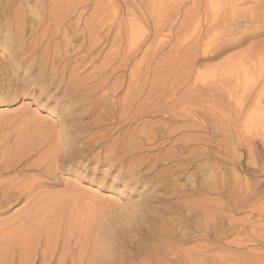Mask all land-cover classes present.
<instances>
[{
	"label": "rangeland",
	"instance_id": "374dc122",
	"mask_svg": "<svg viewBox=\"0 0 264 264\" xmlns=\"http://www.w3.org/2000/svg\"><path fill=\"white\" fill-rule=\"evenodd\" d=\"M209 1L0 0V182L32 186L0 229L60 206L30 264H264V0Z\"/></svg>",
	"mask_w": 264,
	"mask_h": 264
},
{
	"label": "bare ground",
	"instance_id": "6f19581e",
	"mask_svg": "<svg viewBox=\"0 0 264 264\" xmlns=\"http://www.w3.org/2000/svg\"><path fill=\"white\" fill-rule=\"evenodd\" d=\"M228 1H230V0H228ZM231 1H233L231 4L232 5H234L235 6V3H234V0H231ZM245 1V0H244ZM250 1V0H249ZM255 1V3H258L259 2V0L256 2V0H254ZM103 2H105V0H103ZM102 2V4H104L105 6H108L109 8H110V5H111V3H110V5H107V3L105 4V3H103ZM107 2V1H106ZM215 2V1H214ZM225 2V1H224ZM226 2H227V0H226ZM238 2V1H237ZM239 2H241V1H239ZM261 2V1H260ZM264 2V1H263ZM77 2H76V0H54V6H55V8H57L58 9V7H60V6H62V5H65V6H67L68 7V9L66 10V12H65V14L66 15H71L73 12H74V6H75V4H76ZM154 3V1L152 2V5H154L153 4ZM208 3V2H207ZM209 3L210 4H208L207 6H208V8L210 7V10H211V13H213L214 14V18H213V22L211 23L212 24V27H214V28H217V29H222V28H224L225 27V24H226V19H225V17L224 16H226V15H224V13L225 12H223L222 11V8L219 6H215V4L213 5V1L212 0H210L209 1ZM150 4V3H149ZM228 4V3H227ZM226 4V5H227ZM262 4V3H261ZM98 5V4H97ZM96 5V7L95 8H97V7H99V5L97 6ZM104 5H101V6H104ZM255 5V4H254ZM258 5V7H259V4H257ZM70 6H72V7H70ZM148 6V5H147ZM150 6H151V4H150ZM231 5H229L228 7H230ZM236 6H237V4H236ZM224 7V6H223ZM264 7V6H263ZM62 8V7H61ZM109 8H108V10H109ZM152 8H154L153 6H152ZM227 8V7H226ZM231 8H234L233 6H231ZM254 8H255V6H254ZM260 8V7H259ZM258 8V9H259ZM149 9V8H148ZM225 9V8H224ZM263 8H261V10H262ZM108 10H106L107 12H108ZM151 10V9H150ZM209 10V11H210ZM233 10V9H232ZM235 10V9H234ZM257 10V9H256ZM147 11V10H146ZM253 11H254V9H253ZM259 11V10H258ZM93 17L92 18H94V21H96L97 22V25L99 26V27H97V26H92L91 25V23L89 24H87V27H85L86 29H87V38H88V50H90V52L89 53H91V52H93V51H95V50H97L101 45H99L98 44V46H97V39H96V37L97 36H99V35H101L104 31H105V33H106V35H104L103 34V37H101V38H103L105 41L108 39V33H109V31L111 30H108L109 28H111V27H103V29H101L102 28V26L107 22V18H106V16H108L109 14L107 13V15H106V12H105V9L103 10V7H102V9L100 8V10L97 8V9H95V11L93 10ZM229 12V11H228ZM151 13V12H150ZM227 13V12H226ZM240 13V12H239ZM253 13H255V12H253ZM257 13V12H256ZM256 13L255 14H253V15H255L256 16ZM231 14V13H230ZM61 15H63V14H61ZM106 15V16H105ZM239 15V14H238ZM228 16V15H227ZM249 16V15H248ZM110 17V16H109ZM229 17V16H228ZM251 17V16H250ZM252 17H254V16H252ZM259 17V16H258ZM257 17V19H259ZM91 18V17H90ZM255 18V17H254ZM60 19V18H59ZM109 19V18H108ZM250 19V18H249ZM251 19H253V18H251ZM106 20V21H105ZM233 20V17H229V19L227 20V22L229 23V22H233L232 21ZM254 20V19H253ZM49 21V20H48ZM252 21V20H251ZM257 21V20H256ZM75 22H77L78 23V20L77 19H75ZM94 23V22H93ZM92 23V24H93ZM85 24V25H86ZM231 24V23H230ZM207 25H208V23H207ZM107 26V25H106ZM158 26V25H157ZM205 28V27H204ZM158 29V28H157ZM206 30H209V28H208V26H206ZM158 31V30H157ZM102 32V33H101ZM118 32V34H119V31H117ZM132 32H134V31H132ZM132 32H130V33H132ZM101 33V34H100ZM125 33V32H124ZM135 33V32H134ZM133 33V34H134ZM117 35V34H116ZM115 35V36H116ZM76 36H78V35H76ZM86 36V35H85ZM135 36V35H134ZM114 37V36H113ZM130 37H131V39H130V41L129 42H131V41H133L134 40V38H133V35H130ZM117 38V37H116ZM132 38H133V40H132ZM136 38H138L137 36H136ZM135 38V40L136 41H138L137 39ZM78 38L76 37V40H77ZM111 40V39H110ZM115 40V39H114ZM122 41V40H121ZM128 42V41H127ZM84 43V42H83ZM132 43V42H131ZM125 44V43H124ZM136 44V43H135ZM135 44L133 43V46L134 47H136L135 46ZM138 44V43H137ZM117 45V44H116ZM129 45V44H128ZM86 46V47H87ZM124 46V45H123ZM132 46V44L131 45H129L128 46V48L130 49V51H131V47ZM222 46V45H221ZM122 47V46H121ZM131 47V48H130ZM133 47V48H134ZM132 48V49H133ZM218 49V48H217ZM128 50V49H127ZM135 50V49H134ZM121 51H122V49H121ZM129 51V50H128ZM114 52H116V50L114 51ZM119 52V51H118ZM126 52V51H125ZM97 53V52H96ZM96 53H94L95 55H96ZM128 53V52H127ZM113 54H115V53H113ZM90 56V55H89ZM104 57V56H103ZM109 57V56H108ZM117 57V56H116ZM92 58V57H91ZM105 59H107V58H105ZM76 60V59H75ZM75 60H73V61H75ZM106 62V61H105ZM104 64V63H103ZM119 64V63H118ZM106 65H107V63H106ZM104 66V65H103ZM139 67V66H138ZM104 70V69H103ZM137 70V69H136ZM74 72H75V69L74 68H72V70H71V73L72 74H74ZM133 74H135V73H133ZM132 74V75H133ZM74 75H76V74H74ZM130 76V78L132 77V78H134L133 76ZM135 76V75H134ZM142 76V75H141ZM140 76V77H141ZM74 79H75V76L73 77ZM108 78V76L106 77H103V79H107ZM129 78V79H130ZM77 79V78H76ZM132 80V82H133V79H131ZM74 81V80H73ZM76 81V80H75ZM102 82H103V80H102ZM129 82V81H128ZM135 82V81H134ZM136 82H137V80H136ZM156 84H157V82L156 81H154ZM76 82H74V85L75 86H77V84H75ZM130 83V82H129ZM149 83V82H148ZM153 83V82H152ZM154 84V83H153ZM74 86V87H75ZM130 87H131V84L129 85ZM153 86V85H152ZM154 86H155V84H154ZM149 87V86H148ZM76 88V87H75ZM153 88V87H152ZM151 88V89H152ZM156 88V87H155ZM132 92V91H131ZM135 92V91H134ZM134 92H132L133 93V95H132V93H130L132 96H134L135 94H134ZM150 92H152V91H150ZM157 92H159V91H157ZM156 92V93H157ZM162 92V91H161ZM171 92V91H170ZM139 93H141V91L139 92ZM153 93V92H152ZM152 93H149V94H151V96H153V94ZM172 94V93H171ZM138 95V94H137ZM136 95V96H137ZM148 95V94H147ZM155 96H156V94H154ZM175 95V94H174ZM177 95V94H176ZM149 96V95H148ZM147 96V97H148ZM150 96V97H151ZM173 96V95H172ZM135 97V96H134ZM144 97V96H143ZM132 98V97H131ZM135 99H136V97H135ZM139 99V98H138ZM170 99V98H169ZM131 100V99H130ZM153 100H156V99H154V96H153ZM134 101V100H133ZM132 101V102H133ZM180 101V100H179ZM138 102H139V100H138ZM141 102V101H140ZM154 103V102H153ZM175 103H177V102H175ZM185 104V103H184ZM136 105V104H135ZM157 105V104H156ZM158 105H160V104H158ZM161 106V105H160ZM168 106V105H167ZM174 106V105H173ZM202 106V105H201ZM138 107V106H137ZM153 107H155V106H153ZM148 108V107H147ZM151 108V107H150ZM157 108H160V107H156V109ZM168 108V107H167ZM174 109V108H173ZM184 109V108H183ZM147 110V109H146ZM154 110V109H153ZM161 110V109H160ZM185 110H186V108H185ZM150 111L152 112V109H150ZM156 111V110H155ZM159 111V110H158ZM167 111V110H166ZM169 111H170V109H169ZM169 111H168V113H169ZM184 111V110H183ZM157 112V111H156ZM167 112H166V114L167 115H169ZM175 113V112H174ZM186 113V112H185ZM184 113V114H185ZM157 114V113H156ZM176 114V113H175ZM181 118V117H180ZM183 119V118H182ZM166 120V119H165ZM170 120H171V118H170ZM174 121H175V119H174ZM28 148V147H27ZM15 151V150H14ZM23 151H25L24 153H22V156L20 155V157H19V159H18V162L20 163V164H18V165H20V166H24L25 165V163H26V161H27V155L29 154V149L26 151L25 149L23 150ZM16 152V151H15ZM14 152V153H15ZM13 154V153H12ZM19 154V153H18ZM21 154V153H20ZM15 156H17V155H15ZM0 158H2V157H0ZM14 158H16V157H14ZM12 159V158H11ZM20 160V161H19ZM1 161V160H0ZM1 163L2 164H0V165H2L3 166V168H5V169H7V168H9V166H13V165H17V163L16 162H14V161H12V162H7V160H2L1 161ZM19 167V166H18ZM23 170V168H21V169H17L16 168V170H13V171H10V172H13V173H15V174H17L18 172H20V171H22ZM12 179V178H11ZM8 180V179H7ZM11 184H13V183H11ZM29 186V185H28ZM24 187H25V185H24ZM30 187H32V186H30ZM30 187H25V188H23V186L21 187L20 185H10V183H8V181L7 182H0V209L1 208H3V207H5L6 205H8V204H11V203H14V202H18L22 197H25V196H27L29 193H30ZM106 196L108 197V198H110V199H115V195L113 194V193H106ZM60 203V202H59ZM55 205V204H54ZM194 208V207H193ZM45 209V208H44ZM221 210V208H218V210ZM48 210V209H47ZM47 210H43L42 212L43 213H45V212H47ZM216 210H217V208H216ZM216 210L214 211V214L216 215ZM55 214H56V220H58L59 221V216H60V206L59 205H57V207H56V209H55ZM192 212H193V210H192ZM39 214L40 213V211L38 210V212H37V210L35 211H33V212H31L27 217H20L19 219H18V223L15 225V226H11V227H6V228H3V229H0V264H30L31 263V261L34 259V257L35 256H39L40 255V257L42 258V260L40 261V263L42 262V261H44V259H47L48 260V258H45L46 257V254L49 252V251H51V249L53 248V245L54 244H56V242H58V240L61 238V236H62V234H61V226H59L60 224L58 223V221L56 222H52V223H43L42 221H40L39 222V224H37V223H35V222H33V220H34V218H35V216H36V214ZM201 213L203 214V215H206V213H210L208 210H201ZM221 213V212H220ZM48 216H49V214H47ZM218 215V214H217ZM221 215V214H220ZM219 216V215H218ZM18 218V217H17ZM17 218H15V219H17ZM43 218H44V216H43ZM42 218V219H43ZM47 219V218H46ZM47 221V220H46ZM50 222V221H49ZM60 222V221H59ZM59 224V225H58ZM219 225V224H218ZM6 239H9V241H6ZM53 255V254H52ZM260 255V254H259ZM48 256H49V254H48ZM254 256V255H253ZM39 258V257H38ZM40 258V259H41ZM256 258V257H255ZM250 259H252V258H250ZM243 261H244V259H243ZM251 261H253V260H251ZM255 261V260H254ZM253 261V262H254ZM245 262V261H244ZM246 262H247V260H246ZM260 263V262H259ZM248 264H250V262H248Z\"/></svg>",
	"mask_w": 264,
	"mask_h": 264
}]
</instances>
